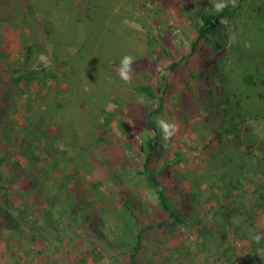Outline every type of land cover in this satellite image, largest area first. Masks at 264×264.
<instances>
[{
	"label": "rangeland",
	"instance_id": "1",
	"mask_svg": "<svg viewBox=\"0 0 264 264\" xmlns=\"http://www.w3.org/2000/svg\"><path fill=\"white\" fill-rule=\"evenodd\" d=\"M11 2H6L9 16L0 13V118L3 112L6 117L0 120V204L9 196L13 213L24 219L20 230L0 231V264H127L128 257L101 249L91 232L38 230L42 221L25 218L22 211L28 201L40 205L37 199L48 195V184L68 177L74 191L103 182V191L112 197L118 189L112 175L120 162L127 158L129 169L142 167L145 155L133 157L128 146L156 136L147 114L150 106L162 105L156 122L174 120L180 131L165 142L157 124L164 149L155 156L164 169L160 178L180 211L202 214L214 227V237L202 245L193 227L155 230L139 264H264V240L250 238L264 230V68L259 64L264 0H237L242 9L226 47H206L195 58H184L197 38L184 10L197 7L216 14V0ZM164 51L173 56H163ZM125 55L134 57L131 84L118 75ZM157 55L162 58L155 66L151 60ZM174 63L179 64L172 71ZM27 70L38 76L21 97L13 86ZM202 72L217 85L208 96ZM250 74L256 77L254 85L246 81ZM139 85L154 86L159 98L148 100L137 91ZM225 117L242 125L241 138L210 145ZM41 119L49 134L37 140L40 160L34 164L12 150L22 143L20 130L40 134ZM177 153L182 161L166 168L165 160L177 161ZM38 177L40 191L31 182ZM124 177L123 185L131 187ZM226 177L236 184L231 191ZM139 195L156 199L149 190ZM227 199L236 208L235 225H225L217 214ZM110 204L101 206L110 211Z\"/></svg>",
	"mask_w": 264,
	"mask_h": 264
},
{
	"label": "trees",
	"instance_id": "2",
	"mask_svg": "<svg viewBox=\"0 0 264 264\" xmlns=\"http://www.w3.org/2000/svg\"><path fill=\"white\" fill-rule=\"evenodd\" d=\"M6 2L14 3L16 0H0V13H5L4 15L8 17L11 8ZM241 9V2L238 3V7L229 6L216 14L199 10L197 7L191 10L186 8L184 14L192 22L197 38L192 41L191 48L184 58H195L199 52L205 51L206 47H211L216 51L225 48L230 40L229 33L231 28L237 26ZM225 20L229 22L228 25H226ZM163 56L171 58L173 55L170 51H164ZM161 58L158 55L153 57L151 64L156 66L157 61ZM178 64L174 63L171 65V70H177ZM259 64L264 68L263 55L260 56ZM63 65L64 63H62V67ZM37 76V72L27 70L26 73L21 74L16 79L18 82H15L14 86H12L14 89L17 87L19 90L17 93L23 97L32 88L30 85L36 81ZM202 78L205 79L203 72ZM246 81L248 84L254 85L256 84V77L250 74L246 77ZM23 82H26V84ZM205 84L206 89L203 94L208 96L217 85L216 83H210L206 79ZM137 91L151 101L159 98L154 86L139 85ZM162 99L161 97V102L163 101ZM149 108L147 114L148 123L157 134L155 137H144L139 146H128L132 151L133 157H141L144 154L145 158L140 169H129V160L127 158L120 162L119 168L112 175L116 184H118V189L113 191L112 197L105 193V189L103 191V182H91L84 190L74 191L70 185L72 179L68 177L64 182L56 180L54 184H48V195L44 197L41 194L37 199L40 202L39 206H36L33 202H26L25 209L22 211L24 217L37 216L42 221L40 226H43L42 229L38 230L47 229V231H55L57 233H64L72 227L83 232L87 230L101 242V249L104 250L105 247L112 248L123 256L128 257L126 260L127 264H139V254L146 247L149 235L158 229L173 227L174 230H177L180 225L193 227L198 232L197 244L206 245L208 241H212L210 238L214 237V227H210L206 223L202 214L195 215L190 210L187 214L182 213L178 208L179 204L169 194L167 184L160 178L164 169L159 168L155 156L158 152L162 155L164 149L160 142L161 135L158 131L155 115L163 114L164 107L162 105L158 109H152L151 106ZM4 113L3 119L0 118L1 121L6 118ZM41 114H43V111ZM44 126L46 125L42 122L40 134L24 131V129L17 132L23 134L25 138L22 135H17L18 140L22 141V143L19 145L18 151L17 148L12 151L25 156L28 161L34 164L39 161L35 145L37 140L45 137L44 134L46 136L49 134L48 127ZM25 128L28 129L29 126H25ZM241 128L242 125L236 119L225 117L224 121L214 129V135L210 139L209 144L212 145L217 140V143L221 144L230 136L232 139H239L241 138ZM160 149H162V152ZM261 149L264 150V144L261 145ZM176 156L178 159L175 162H171L170 159L165 160L166 168L170 169L173 165L176 166L182 161V154L177 153ZM124 174H127L131 184L129 188L123 185L125 182ZM226 179H228L225 180L227 190L231 191L232 186L235 187L236 184L232 183V177H226ZM31 182L33 187L39 191L41 190L42 180L40 177L35 178ZM142 189L151 191L156 196V199L152 200L140 196ZM107 201H111L110 205H112V208L110 211L101 206ZM228 201L227 199L226 203L219 207L217 214L220 215L225 225H235L236 208L234 203L231 204ZM13 205L14 203L9 196L2 199L0 204V231L4 229L18 231L21 229V221L24 218L19 219L13 213ZM190 208L192 207L190 206ZM260 234L264 235V230Z\"/></svg>",
	"mask_w": 264,
	"mask_h": 264
},
{
	"label": "clouds",
	"instance_id": "3",
	"mask_svg": "<svg viewBox=\"0 0 264 264\" xmlns=\"http://www.w3.org/2000/svg\"><path fill=\"white\" fill-rule=\"evenodd\" d=\"M229 6L233 8L238 7L237 0H216V2L213 4V8L216 13L222 12L225 8ZM124 23L126 25H130L133 22L125 20ZM245 46L251 47L250 44H246ZM41 59H44V57L42 56ZM133 63H134V57L131 55H125L120 60V64L118 68V75L120 79L123 80L126 84H131L132 82V73L134 71L132 67ZM112 107H114V105L110 106V108ZM157 124L159 128L161 129L162 138L165 142L170 141L180 131L179 125L174 120L170 121L169 119H166V118H159L157 120ZM250 238L256 241L257 243H259L261 240H264V235H261L256 232H252L250 234ZM260 251H264V249H261Z\"/></svg>",
	"mask_w": 264,
	"mask_h": 264
}]
</instances>
